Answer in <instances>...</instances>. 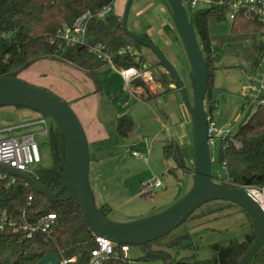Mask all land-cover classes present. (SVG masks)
Listing matches in <instances>:
<instances>
[{
  "label": "trees",
  "instance_id": "obj_1",
  "mask_svg": "<svg viewBox=\"0 0 264 264\" xmlns=\"http://www.w3.org/2000/svg\"><path fill=\"white\" fill-rule=\"evenodd\" d=\"M114 1L0 0V77H19L22 71L33 63L53 59L86 70L99 88L101 83L97 71L104 62L91 51V48L97 44H101L104 49L116 56L117 66L146 65L144 55L138 51L145 45L135 39L133 33L124 30L122 17L115 12H111L105 18L94 16L89 19L84 43L74 44L59 35L62 26L70 24L81 12L90 10L95 14L104 6L114 4ZM189 17L210 67L208 92L216 69L212 60L209 22L212 18L217 21L227 18L222 10L215 7L198 10ZM231 24L235 34L256 33L259 29L258 23L245 18H239ZM148 37L151 39L150 36ZM129 47L135 52L127 51L123 56H118L121 49ZM159 49L162 52L160 47ZM257 50L259 56L260 46ZM158 60V65L164 66L159 58ZM168 74L156 75V79L164 86L172 82L180 88L174 77L170 74L169 79ZM192 77L195 79L193 73ZM133 84L147 87L140 80L134 81ZM213 108L214 106L211 105L210 111ZM207 114L209 115L208 111ZM132 126L133 120L130 114L119 117L118 132L121 136H127ZM48 135L54 166L42 169L35 175L30 173V176L40 187L54 193L64 182L66 141L58 126L57 128L51 126ZM164 154L167 159L171 158L175 162L176 168L185 170L189 167L177 142L166 145ZM219 161L221 164L226 163L227 177L222 183L238 187L264 185V106L251 112L233 135L221 140ZM176 168L171 171L175 172ZM30 196L33 200L32 204L28 205ZM222 201L232 203L224 200L215 202ZM0 209L14 217H21L25 212L27 220L32 223L49 212H54L57 216L51 231L37 233L32 237H27L26 233L19 229L5 230L1 237L0 264H36L49 251L57 252L61 258L75 257L76 261L72 264L88 262L90 251L95 246L96 234L86 223L79 203L73 198L68 199L66 191L61 193L56 201H50L44 194L34 191L24 179L18 177L15 185L4 189L1 193ZM100 209L107 215L105 207ZM190 217L191 215L176 229L161 238L146 244L130 245L140 249L141 255L137 259L131 261L125 257L121 245H117L116 254L104 264H138L139 261L148 260L159 261L162 264H239L244 253L254 242L255 224L253 223V228L247 230L242 239L233 237L228 242L212 241L208 245L210 256L200 258L197 253L200 246L192 241L193 235L190 231L172 236L189 221ZM167 238L168 240L165 241ZM185 241L191 243L186 244ZM188 249L193 252L183 255L182 251ZM252 264H264V246L255 256Z\"/></svg>",
  "mask_w": 264,
  "mask_h": 264
},
{
  "label": "rangeland",
  "instance_id": "obj_2",
  "mask_svg": "<svg viewBox=\"0 0 264 264\" xmlns=\"http://www.w3.org/2000/svg\"><path fill=\"white\" fill-rule=\"evenodd\" d=\"M128 0H115L114 1V12L117 13L120 17H123ZM202 4L199 5L198 10H203ZM188 15H191L189 7H187ZM232 22L228 20L217 21L216 19H210L209 22V32L212 45V60L213 65L216 69L213 72L212 84L210 90L207 92L205 97V106L209 115L213 116L217 125L224 129L230 130V133L233 135L239 128V125L246 118L244 103L245 98L242 93V88L247 84L249 72H251L255 65V60L258 57V50L260 44V36L257 33L251 34H235L232 31ZM127 27L129 31L136 35H142L144 33L151 32L152 35L158 37L160 30L163 31V37L167 40V44L162 45L155 41V44L158 46H163V54L171 62L175 71L179 75L180 79L183 81L184 86L187 88L190 99L192 100L193 92L196 86L195 79L192 77V68L185 50V46L179 34L175 19L172 13V9L168 0H133L128 17H127ZM151 35V36H152ZM155 38V37H154ZM156 39V38H155ZM154 39V40H155ZM164 44V43H163ZM138 51L144 55V60L146 65L151 67L155 75L161 76L162 67L159 64V60L156 57L155 53L147 46H142ZM42 65V64H41ZM44 65V64H43ZM51 70L49 67H42V69ZM38 69V66L35 67ZM165 73L168 74L166 68H164ZM52 74V73H51ZM24 77V75H22ZM170 75L168 78L170 79ZM25 78V77H24ZM27 78V77H26ZM72 85L79 84L82 88H85V92H89L93 89H89V82L91 80L86 75H73ZM27 82L32 83V79H26ZM44 80H50V78H43ZM158 82V80H157ZM44 84V83H42ZM41 86V85H36ZM148 86L152 91V86ZM46 88L44 86H41ZM144 88L143 86H141ZM50 90V89H49ZM51 91V90H50ZM154 91V90H153ZM53 92V91H52ZM91 93V92H90ZM56 94V93H54ZM59 96L58 94H56ZM178 98L184 103V111H189L183 97L181 89L177 90ZM130 96L129 85L126 83L123 76L115 69L108 67L104 70L102 74V88L95 92L89 94V99L84 102L82 105L83 110H87L88 118L94 120L98 124L99 118H104L107 122V128L110 130L113 129L112 136L110 137L111 143L114 144L116 141L118 144L119 151H125L126 155L129 156L124 165V174L122 181L124 185H129V188L124 190L121 188V192H117L118 185L121 187L122 182L119 181L118 175L113 174L107 177H102L103 182L99 188V185L94 182V200L96 205L99 204L101 198H105L108 203L109 208L116 209L119 205L124 202V200L131 196V191L140 190L144 192V196L139 195L138 197L131 198L128 203V207L134 209L136 206L144 207L149 206V208L157 210L161 206L160 199L163 197H171L174 194L176 202L181 196L187 193L193 185L194 182V171H195V157L193 150V129L189 133L188 140L186 143H181V148L184 153L185 160L188 164V168L185 170L176 168L175 162L169 158L166 161L163 170H152L148 168V165L145 163L135 164L132 162V147L140 146L139 143L146 142L147 146L151 148L154 143V138L156 134L162 132H169L164 130L163 122L157 120L155 116V111H160L161 107L164 105L163 99H152L148 102L150 109H147L146 118L143 120V125L139 124L140 115L146 108H142L141 103H139V97L136 96L135 99H128ZM60 97V96H59ZM62 98V97H60ZM63 99V98H62ZM65 100V99H64ZM66 101V100H65ZM68 102V101H66ZM173 104V102H170ZM70 107L73 110L72 103L68 102ZM163 104V105H162ZM213 105L214 108L210 111V106ZM153 110V111H152ZM152 111V113H150ZM140 112V113H139ZM131 113L133 116V121L138 125L137 129L135 128L133 132L128 135V137H122L117 133L116 125L117 118L123 114ZM188 113V112H187ZM135 115V116H134ZM48 123H50L54 128H57L55 123L51 118L44 116ZM79 118V117H78ZM80 120V119H79ZM81 121V120H80ZM82 123V122H81ZM162 123V125H161ZM83 125V124H82ZM157 126V128H155ZM84 127V125H83ZM163 127V128H162ZM193 128V122L191 124ZM43 129V126H34L31 128L32 131L38 132ZM85 130V129H84ZM112 131V130H111ZM147 131H152L147 133ZM10 137V132L4 130L0 133L1 138ZM36 140L40 143V152H41V162L33 164L30 166V173L35 175L42 169L51 168L54 166V157L53 152L50 146L49 135H36ZM127 141V147L123 142ZM89 152L90 156H95L93 148L94 143L90 144L89 142ZM132 146V147H131ZM220 146L221 140H217V144L212 146V157L214 158L213 163V178L217 182H221L219 179H224L227 177V172L220 163ZM107 163L112 161L111 166H118L120 159L103 157ZM165 158L163 157L162 160ZM104 161L103 159L101 160ZM109 166V164H108ZM175 172H172V169H175ZM129 174H128V173ZM164 172V182L163 187L160 190L156 189L154 195L151 193H146L142 188V182L152 176H158ZM160 173V174H159ZM92 172V183H93ZM140 176H143V180H140ZM90 180V172H89ZM95 180V179H94ZM164 191L163 194L159 192ZM146 195V196H145ZM180 195V196H179ZM100 198V199H99ZM173 198V197H172ZM177 198V199H176ZM174 200V199H173ZM220 200L210 201L205 203L203 206L198 208L191 214L189 221H187L183 227L177 230L172 236L175 237L185 231H190L193 233V242L195 245H199L198 257L208 258L210 256V250L208 245H205L204 242L198 243L196 240L200 236L195 234L193 229L197 226V222H209L213 221L215 217H219L220 220L218 224H209V227L215 228V230L221 229V232H216L212 235L213 240H221L228 242L231 238L236 237L242 239L243 235L247 230L253 228V222L250 216L238 205L230 204L227 202H215ZM173 202V203H174ZM172 203V204H173ZM171 205V204H170ZM169 205V206H170ZM98 206V205H97ZM168 206V207H169ZM167 208V207H166ZM108 209V207H107ZM164 210V209H163ZM162 211V210H160ZM157 211V212H160ZM111 216V217H110ZM108 215L109 218H116L117 214ZM119 217V216H118ZM197 217V218H196ZM121 218V217H120ZM115 220V219H113ZM252 227V228H251ZM229 229V230H226ZM207 234V232H204ZM171 236V237H172ZM168 238L165 240L167 241ZM186 244L191 243L190 241H185ZM193 250L188 249L182 251L183 255L189 254ZM129 257L131 259H137L141 255V251L138 247H130L128 251ZM138 264H162L159 261L148 260V261H139Z\"/></svg>",
  "mask_w": 264,
  "mask_h": 264
},
{
  "label": "water",
  "instance_id": "obj_3",
  "mask_svg": "<svg viewBox=\"0 0 264 264\" xmlns=\"http://www.w3.org/2000/svg\"><path fill=\"white\" fill-rule=\"evenodd\" d=\"M179 34L195 77L196 86L190 99L187 88L171 62L159 47L146 35L133 34L134 38L149 47L174 77L183 93L185 104L193 122V150L195 157L194 182L190 190L164 210L152 215L119 222L109 218L96 205L90 186V152L84 127L68 102L41 86L33 85L21 77H0V107L17 106L33 109L52 119L66 141L64 182L51 193L40 187L32 177L16 168L0 164V170L24 179L34 191L56 201L61 193L75 199L83 211L90 229L118 245H141L161 238L179 225L205 203L214 200L232 202L244 209L255 224L253 244L242 256L239 264H252L264 246V207L246 188L217 182L213 178V158L209 143L205 97L210 81V67L204 50L196 36L190 17L182 0H168ZM133 0H128L122 17L124 30ZM107 212V209H104ZM61 256L55 251L47 252L36 264H60Z\"/></svg>",
  "mask_w": 264,
  "mask_h": 264
},
{
  "label": "crops",
  "instance_id": "obj_4",
  "mask_svg": "<svg viewBox=\"0 0 264 264\" xmlns=\"http://www.w3.org/2000/svg\"><path fill=\"white\" fill-rule=\"evenodd\" d=\"M157 33L159 34L158 37H156L155 35H152L151 32L144 33V34H147L148 36H150L151 40L154 43L157 40V42L159 41V43H161L162 45L167 44L168 41L165 40V38L163 37V34H162L163 31L160 30ZM162 45L159 47L161 49H164ZM43 64L45 65V67H49L51 70L49 71L44 68L42 69V67L44 66ZM37 66H38V69H35V67ZM108 67H111V66L104 63L97 71L98 76L100 78V83H101L99 88L96 85L95 81L88 75V72L86 70L73 66L69 63H64L62 61L53 60V59H44V60H39L33 63L27 69L22 71L19 77H21L25 81H27L26 79L31 78L33 81L32 83L36 85L44 86L48 90L50 89L51 91H53V93H56L60 97H62L63 100L65 99L66 101L71 102L73 104L72 105L73 111L76 113V115L79 117L82 124L84 125L88 144L89 142L90 144L92 142L94 143L93 151H94L95 156L93 157L90 156V171H89L90 172V186H91L92 193H94L95 191L94 182L98 184L100 188L101 186H103L102 182L104 181L102 177H107L113 174L118 175V179L120 182H122L121 185H123L122 187L118 185L117 192H121V188H122L125 193L126 189L129 188V185H124V182L122 181V177L125 176L123 170H124V165L126 164V160L129 156L126 155L125 151L117 152L119 151V148H118L119 146L116 141L114 142V144L111 143L110 137L108 138V135L110 133V135L112 136L113 129L111 128L109 130L107 128V122L105 121V119L99 118L98 119L99 123L96 124V122L93 119L90 120L88 118L89 116H88L87 110H83L82 108V105L84 104V102H86L89 99V94L95 93L102 88V74L104 70ZM164 68L165 67L163 66L162 67L163 74L165 73ZM77 74L86 75L91 80V83L89 82L88 84L89 89H91L92 86H93V89L90 90L89 92H85V88H82L81 85L70 84V83H73L72 82V79H74L73 75H77ZM22 75H24L25 78ZM168 75H170V73ZM43 78L45 79L50 78V80L43 81L42 80ZM128 85H129V91H130V96L128 97V99H133V97L137 99L136 98L137 96L139 97V100L138 99L137 100L139 101V103L142 104L140 108L141 109L140 112H142V108H146L143 111L144 114L141 113L140 115V121H139L140 125H143L145 121L143 120V118L144 119L146 118L145 114L148 113L147 109H150L148 102H150V100L152 99L159 100V99L166 98L164 101V105L162 104L163 106L161 107L160 111H155L156 112L155 116L157 120L163 122V125L166 126L162 128L164 130H168L169 132L167 133L162 132V133H159L153 136L155 140L152 146V150L150 151L148 155L147 161L133 154V151L135 149L144 150V148L148 144L147 141L139 143L140 146H137V145L135 147L131 146L133 163L135 164H138V162L141 164L145 163L148 165L149 169L158 170V171L163 170V167L165 166L166 161L168 160L164 154V147L173 142H177L180 146H181V143L187 142L189 133H191V129H193L191 127V124H192L191 114L189 111H187L188 113L184 111L183 106L185 107V105L184 103H182V101L178 98V95H177V90L180 88H177L175 83L171 82L168 86H164L163 83L157 82L156 85L152 86L154 91L153 90L151 91L148 86L142 88L141 86H135L133 83L131 84L128 83ZM171 101L173 102V104L170 103ZM152 111L150 113H152ZM126 114H130L132 116L131 113H126ZM119 117L117 118V125H116L118 134H119L118 132ZM43 118H45L43 114L33 109L17 107V106H2L0 107V133L3 132L4 130L7 131L10 127H13L14 129L10 132V136L11 135L20 136L26 133H33L35 137L37 134L41 136L48 135V132L47 133L45 132L46 126L42 122ZM132 120H133V116H132ZM134 124H135V128L137 129L138 125L136 124V121L135 123L133 121L132 129L128 133V135L133 132ZM39 125L43 126L42 130L38 132H34L31 130L32 127L39 126ZM155 128H157V126ZM149 132H152V131H147V133ZM128 135L122 136V137H128ZM2 139H6V138H1L0 140ZM123 144L127 147V141L123 142ZM103 157H110L111 159L112 158H117V159L121 158V159H120V163L118 166H111L113 162L109 161L107 163V161H105ZM163 157L165 158L164 160H162ZM102 159L104 160L103 162L101 161ZM92 172H94L93 183H92ZM160 175L164 176V172H162ZM143 179H144L143 176H140V180L142 181ZM158 190H160V188H158ZM129 193H131V196H128L124 200V202H122L119 205V207H117L116 209H113V208L110 209L108 206V203L106 202L107 200L105 198H101V199L99 198L100 202L97 205L99 208L105 207L107 209L108 207L107 216L108 215L110 216L112 213L117 214L116 218H113L115 219V221L127 222V221L140 219V218L152 215L154 213H157V211L165 209L166 207H168L170 204H172L175 201L174 194H173L171 197L161 198L160 199L161 206L158 207L157 210H154L152 208L150 209L149 206H144V207L136 206L134 209H132L128 207L129 200L132 197L135 198V197H138L139 195L144 196L145 193L140 190L139 191L130 190ZM154 193L152 195H154ZM159 193L163 194L164 191L159 192ZM218 219L220 218L215 217L213 221L204 222V223L203 222L196 223L197 226L193 229V231L195 234H198V236H200L199 239L196 240L198 243L204 242L205 245H209L212 241H215L213 240L214 238H212V235L216 232H221V229L218 228V230H215L213 226L209 227V224L211 223L215 225L218 224V222L220 221ZM226 230H229V229H226ZM204 232H207V234H205ZM197 253H198V250H197Z\"/></svg>",
  "mask_w": 264,
  "mask_h": 264
},
{
  "label": "built area",
  "instance_id": "obj_5",
  "mask_svg": "<svg viewBox=\"0 0 264 264\" xmlns=\"http://www.w3.org/2000/svg\"><path fill=\"white\" fill-rule=\"evenodd\" d=\"M186 8L189 7L191 13L198 11V7L202 4L203 10L209 8H218L223 11L228 21L232 23L239 18H245L252 22L258 23L259 29L256 33L260 36V55L255 60L254 68L249 72L247 84L243 86L244 109L246 117L257 108L264 106V0H182ZM111 12H114V4H109L100 9L97 13L86 10L77 15L70 24H65L59 31V35L67 41L77 44L86 41V28L89 19L97 16L105 18ZM188 13V12H187ZM91 51L101 59L105 64L115 68L129 84L136 80L142 81L144 84L154 86L157 84L155 73L151 67L147 65H130L117 66L116 56L104 49L101 44H97L91 48ZM127 51L134 53L132 47L121 49L118 56H123ZM208 135L210 148L217 144V140H223L227 136H231L230 130L220 128L215 122L212 115L207 114ZM42 122L45 124V132H49L51 124L46 118ZM166 127L165 125H163ZM14 128L8 129L11 132ZM151 148L146 146L144 150L135 149L133 154L137 157L148 160ZM212 151V150H211ZM213 158V157H212ZM214 161V158H213ZM41 162V152L38 141L33 133H26L20 136L11 135L9 138L0 140V164L16 168L30 175V166ZM223 168L226 170V163L223 162ZM221 182L224 179H219ZM18 176L0 170V195L4 189H8L16 184ZM164 176H153L142 182V188L146 193H151L158 188L163 187ZM27 183V182H26ZM28 184V183H27ZM264 207V185H244ZM32 196L29 197L28 205L32 204ZM20 218V221H18ZM57 216L54 212H49L38 217L37 221L32 223L27 220L25 212L21 217H14L0 209V248L2 233L7 229H19L26 233L27 237L41 232H49L53 229ZM95 246L90 251V257L85 264H104L108 259L116 254L115 244L108 238L95 235ZM130 245H121V250L125 257H129L128 251ZM76 261L75 257L61 258L60 264H72ZM132 261V259H131Z\"/></svg>",
  "mask_w": 264,
  "mask_h": 264
}]
</instances>
